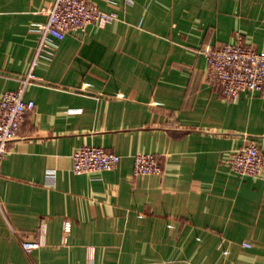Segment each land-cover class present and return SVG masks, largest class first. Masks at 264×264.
<instances>
[{
  "label": "crops",
  "instance_id": "crops-1",
  "mask_svg": "<svg viewBox=\"0 0 264 264\" xmlns=\"http://www.w3.org/2000/svg\"><path fill=\"white\" fill-rule=\"evenodd\" d=\"M89 1L114 19L39 63L24 93L35 106L0 157V264H264V176L225 161L249 143L264 154V97L225 101L202 52L264 50V0ZM50 2L0 0V94L19 86ZM84 145L121 160L76 175ZM137 153L161 173L134 176ZM42 222L45 244L26 253Z\"/></svg>",
  "mask_w": 264,
  "mask_h": 264
},
{
  "label": "built area",
  "instance_id": "built-area-1",
  "mask_svg": "<svg viewBox=\"0 0 264 264\" xmlns=\"http://www.w3.org/2000/svg\"><path fill=\"white\" fill-rule=\"evenodd\" d=\"M114 15L99 10L89 0H51L46 9V20L35 29L37 41L26 73L19 79L15 90L0 94V157L7 144L18 137V131L27 113L33 110L34 102L25 100L27 86L37 82L34 70L43 60L48 61L56 46L65 35L72 31H82L88 25L102 27L111 22ZM208 74L218 86L221 97L228 102H236L242 93L258 94L264 97V50L240 41L218 46H205ZM72 172L76 175L93 174L114 169L121 157L113 151L96 145H84L76 149L72 156ZM132 161L134 176H153L161 173L156 157L148 153H137ZM229 169L240 176L263 177L264 154L249 143L234 149L226 158ZM71 223L62 224L61 243L66 244ZM45 223H40L38 235L20 240L23 251L30 253L45 244ZM225 240L220 239L217 249L225 252ZM243 247L251 244L242 242Z\"/></svg>",
  "mask_w": 264,
  "mask_h": 264
}]
</instances>
